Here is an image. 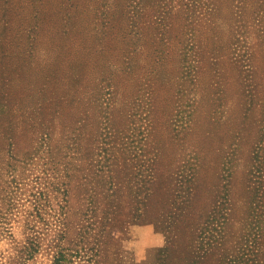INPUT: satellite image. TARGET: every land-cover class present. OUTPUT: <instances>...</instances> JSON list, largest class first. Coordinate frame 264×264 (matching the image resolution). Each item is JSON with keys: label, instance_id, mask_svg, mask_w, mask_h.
I'll use <instances>...</instances> for the list:
<instances>
[{"label": "rangeland", "instance_id": "obj_1", "mask_svg": "<svg viewBox=\"0 0 264 264\" xmlns=\"http://www.w3.org/2000/svg\"><path fill=\"white\" fill-rule=\"evenodd\" d=\"M59 253L264 264V0H0V264Z\"/></svg>", "mask_w": 264, "mask_h": 264}, {"label": "trees", "instance_id": "obj_2", "mask_svg": "<svg viewBox=\"0 0 264 264\" xmlns=\"http://www.w3.org/2000/svg\"><path fill=\"white\" fill-rule=\"evenodd\" d=\"M22 10V9H20ZM65 257L59 253L58 257H56L54 264H63Z\"/></svg>", "mask_w": 264, "mask_h": 264}]
</instances>
